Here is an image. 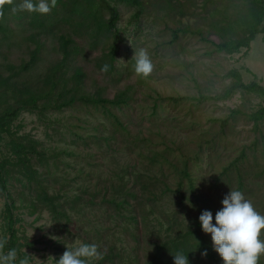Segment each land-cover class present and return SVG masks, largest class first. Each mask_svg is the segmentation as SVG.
Here are the masks:
<instances>
[{"label":"rangeland","instance_id":"obj_1","mask_svg":"<svg viewBox=\"0 0 264 264\" xmlns=\"http://www.w3.org/2000/svg\"><path fill=\"white\" fill-rule=\"evenodd\" d=\"M142 1L144 11L137 18L135 6L118 5L117 34L121 40L113 70L107 72L101 71L108 64L102 54L109 53L110 40L101 35L91 36L88 26H82L73 13V7L64 9L59 3L48 14L41 15L13 11L22 0H11L9 11L0 20V75L6 80L4 88L8 91L0 109L17 105L16 100L27 99L29 93L34 95L37 106H26L12 125L13 130L37 139L46 148L50 172L57 178L52 181V191L60 194L62 200L83 194L68 208V221L49 211L31 216L27 208L16 204L15 215L19 220L16 228L20 243L24 244L22 252L32 256V264H52L49 257L58 260L66 247L75 246L77 241L96 244L104 258L112 249L113 258L103 264H124L133 255L130 247L133 225L124 223L115 207L110 205L111 211H107L99 198L89 204L88 196L93 189L82 193L90 184L117 182L127 164L129 171L146 173L151 179L147 181L149 184L156 181L163 188L162 175L171 189L182 181L186 191L187 181L179 174L185 165L196 187L214 196L220 191L227 194L230 189L240 190L237 172L245 173L242 192L257 212H264V177L259 174L264 169V118L256 130L249 118L264 107V96L246 92L236 93L229 100L218 98L232 84L228 76L232 70L239 72L243 84L255 83L264 88V33L257 34L248 51L243 49L239 54L229 55L215 47L220 42L217 23L225 14L228 0L205 4L203 0ZM66 2L72 6L74 0ZM103 12L107 21L109 13ZM34 18L37 23L32 22ZM67 42H70L68 49ZM141 48L147 50L154 66L147 78L133 70L131 58ZM60 65L61 75L57 76L66 81L56 90L44 89L43 80L52 68ZM76 71L84 76L77 85ZM122 90L134 95L129 100L131 108H126L135 118L133 129L152 136L158 150L167 149L170 163L153 164L136 158V166L132 167L133 156H114L120 139L111 150L106 142L94 140L93 136L106 134L102 125L110 119L102 108L79 100L71 106L57 107L78 96L112 99ZM76 91L78 94L73 96ZM169 97L184 99L174 103ZM76 134H83L82 139ZM154 203L153 212L160 211L164 216L160 213L154 216L155 224L160 219L162 225L149 228L152 238L140 237L141 264L149 261L157 244L169 243L168 235L179 241L183 232L192 231L201 205L184 209L172 195ZM4 209L5 199L0 198V238ZM105 213L115 219L106 220ZM173 220L177 225L169 234L166 228ZM138 228L143 233L141 226ZM195 262L216 264L198 257ZM260 264H264V257Z\"/></svg>","mask_w":264,"mask_h":264},{"label":"trees","instance_id":"obj_2","mask_svg":"<svg viewBox=\"0 0 264 264\" xmlns=\"http://www.w3.org/2000/svg\"><path fill=\"white\" fill-rule=\"evenodd\" d=\"M78 1L74 0L73 5L70 6V3L66 2V0H57L56 7L59 3H61L64 9L66 7H73V13L80 19L79 21L82 26H88L86 29H90L91 36L97 37L101 35L110 40L109 53H104L102 56L108 62L109 71H112V63L115 61L121 40V37L117 34V24L120 18L118 5L135 6L137 8L135 17L137 18L144 11V2L142 0H80L84 3ZM207 1L212 0H203L202 4H205ZM10 3L11 0H0V20L9 11ZM168 3L171 5L170 2ZM227 9L232 10L230 12L232 15L228 13ZM103 11L109 13L107 21H104L105 16ZM181 15H183V12H181ZM263 18L264 0H228L225 14H222V20L217 23V35L220 38V42L215 45L216 50L229 55L239 54L243 49L248 51L250 44L255 40L257 34L260 32L264 33V27L260 28ZM34 21H36V18L32 20V22ZM72 26L74 27L75 24H72ZM69 43L67 42L65 45L67 49ZM75 50L77 51V48ZM62 65L50 70V73L43 80L44 89L56 90L61 82L66 81L62 76H57L61 75L58 69ZM228 76L232 79V84L218 97L220 100H229L236 93L246 94V92L264 96L263 87L255 83L243 84L241 76L236 70L230 71ZM83 77L81 71H76L74 83L76 85L79 84V80ZM5 86H7L6 80L0 75V102H4V97L8 95V91L4 88ZM19 93H23L21 89H19ZM25 93L28 92L26 91ZM43 93L46 94L45 92ZM77 94L78 92L76 91L73 96ZM132 98H134V95H129L128 91L122 90L118 91L112 99L97 96L95 98L97 100H95L85 96H78L67 100V103L58 104L57 107L71 106L74 104L73 101L79 100L88 106L92 105L96 108H102L104 115L110 119L107 122L108 124L102 125L106 134L95 135L93 136L94 140L99 143L100 141L106 142L108 149L111 150L116 147V140L120 139V144L113 151L116 154L114 156H133L134 158H130V161H134L132 167L136 166V158H141L140 161L148 160L153 164L159 161L170 163L167 149L158 150L152 142L154 140L152 136H145L140 131L133 129L132 125L136 123L135 118L130 111L126 110V108H131L129 100ZM167 99L178 103L184 98L169 97ZM47 101H49L48 98ZM19 102L16 100L17 105L6 106V108L0 109V198L5 199L2 238L7 241L2 252L16 249L18 259L23 258L25 253L22 252L24 244L20 243L18 229L16 228V224L19 221L15 215V210L18 209L16 204H22L28 209L31 216L41 211H49L53 216L60 219L64 218V220L68 221V208L79 201L83 195L74 196L73 199L62 200L60 194L52 191V181H57V178L50 172L46 148L37 139L27 134H18L12 127L21 111L30 104L36 107L38 101L32 93H29L27 99L19 100ZM120 111H123L124 114L121 115ZM249 118L254 123V129H259V122L264 118V107L251 113ZM222 124L224 126L226 122H222ZM76 136L78 139H82L83 134H76ZM117 152H119L118 155ZM171 165L175 166L172 163ZM233 165L235 166V163ZM121 170L123 174L118 178L117 182H112L111 180L108 185L103 186L90 184L91 186H85L82 193H87L93 189V192L88 196L89 204L94 203L93 199L99 198L106 205L107 211H111V206L115 207L124 223L133 225L130 235L132 238L130 247L133 255L127 258L124 264L142 263L143 259L140 251L142 246L140 245L143 244L140 237L145 236L149 239L151 236L152 238L149 228L156 225L160 228L162 225L160 219H157V224H155L154 216L158 213L161 214V212H153L156 208L154 202L156 199L162 200L171 195L183 208H190L193 204L198 205L201 203L198 206L199 211L195 218L196 223L192 231L181 234L179 241L168 235L169 243L161 242L157 244L154 253L145 264H173L172 254L177 252H182L185 255L188 254L190 264H199L195 262L197 257L198 260L205 258L210 262L223 264L221 258L211 247V238L201 230L198 217L203 210L212 211L214 216L215 212L222 206L221 201L226 195L225 192L220 191V194L214 196L198 189L195 181L191 179L188 170L185 169V165L179 170L181 171L179 174H181V178L187 181L186 191L182 188V181L178 182L175 189H171L170 184L166 183L167 178L161 175L160 181L164 184L163 188H161L159 182L155 181L154 184H149L147 181L151 179L146 173L139 174L132 170L129 171L128 164L124 165V168ZM259 174L264 177V169ZM237 175L239 177V189L242 191L245 173L239 174L237 172ZM258 213L264 215V212ZM105 214L108 218L106 220L109 221L110 219L111 221V218L115 219L109 213ZM161 215L164 216L163 213ZM174 224L173 220V223L166 228L167 233L170 234L173 231ZM138 226H141L144 234L140 232ZM204 250H207V256H201V252ZM112 252L114 251L110 249L105 258L103 257L97 264H103L106 259L110 260L113 258Z\"/></svg>","mask_w":264,"mask_h":264},{"label":"clouds","instance_id":"obj_3","mask_svg":"<svg viewBox=\"0 0 264 264\" xmlns=\"http://www.w3.org/2000/svg\"><path fill=\"white\" fill-rule=\"evenodd\" d=\"M57 0H22L13 11L48 14L56 7ZM133 70L136 75L147 78L153 71V63L146 49L134 52ZM109 66L103 65L101 71L107 72ZM221 208L215 212L203 210L198 217L201 230L210 234L212 248L223 264H260L264 257V215L258 213L252 202L240 190H232L224 196ZM51 226V225H50ZM55 239V237H52ZM7 241L0 238V249ZM173 255V264H190L188 254L177 252ZM207 256V250L201 252ZM31 255L18 259L16 249L0 252V264H32ZM52 264H90L101 260L102 254L94 243L79 242L66 251L58 260L49 257Z\"/></svg>","mask_w":264,"mask_h":264}]
</instances>
